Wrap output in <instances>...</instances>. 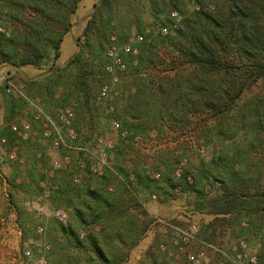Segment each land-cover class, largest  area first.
Returning a JSON list of instances; mask_svg holds the SVG:
<instances>
[{
  "label": "trees",
  "instance_id": "obj_1",
  "mask_svg": "<svg viewBox=\"0 0 264 264\" xmlns=\"http://www.w3.org/2000/svg\"><path fill=\"white\" fill-rule=\"evenodd\" d=\"M80 1L0 0V65L44 69L46 77L39 87L48 99L41 100L48 107H55L56 114L58 109L75 102L73 127L79 136L84 128L91 133L101 127L93 121L107 111L108 104L114 105V111L105 113L106 123L115 119L120 131L127 132L126 137H118L114 146L116 161L101 175L89 170L93 161L90 157L85 158L87 168L77 184L72 181V173L53 174L51 182L57 185V190L51 192L50 200L54 207L66 211L68 221L62 224L53 217L46 227L50 239L43 243L34 259L44 256L45 264H122L153 221L144 206L143 195L151 197L162 189L175 193L174 187L181 184L182 192L195 193L197 210L212 215L234 214V217L215 216L202 235L205 243H213L211 236L217 224H235L241 237L259 236L258 264H263L264 186L258 184L260 172L253 175L248 171L255 165L252 161L241 154L234 155L236 159L225 156L227 161H235L234 166L241 167L234 170L231 166L233 170H228L215 164L218 158H212L203 168L185 169L192 177L191 183L186 182L185 176L177 181L166 176L159 184L143 169L139 157L130 158V148L134 134L153 128L160 132L163 127L170 130L175 125L183 127L188 114L201 109L213 111L219 122V134L225 135L223 123L231 122L233 131H248L253 133L254 141L258 140L264 130V96L252 94L242 103L236 100L246 78L261 80L264 85V0H96L82 30L78 52L58 66L61 44L73 25L71 17ZM193 5L198 8H192ZM172 12L177 16H172ZM161 27H167L168 32L162 34ZM132 29L133 35H139L140 39L133 42L130 52L122 53L127 78L120 83L116 96L99 103L97 94L104 78L100 77L97 92L91 94L87 82L90 74L82 65V58L87 54L92 61L98 59L104 76L110 36L116 34L118 43L123 44ZM133 48L136 52H132ZM168 48L175 55L169 63L174 65L176 59H182L186 67L172 77H157L154 67L163 63L158 50ZM26 84L35 83L26 81ZM1 93L4 103L1 138L6 142L0 146L6 153L18 140L17 133L10 129V121L24 108L25 101L7 94L5 84ZM48 107L44 109L46 113ZM55 118L59 124L57 115ZM128 156L130 165L125 162ZM15 169V175L7 183L37 194L39 182L51 166L41 152L19 182L16 175L20 171ZM172 171L173 166L171 174ZM215 180L220 181V193L210 196L206 186ZM13 203L22 241L36 239L37 233L45 232L43 223H36L16 200ZM242 219L246 220V226L242 225ZM46 244L48 250H44ZM138 264H167L156 241Z\"/></svg>",
  "mask_w": 264,
  "mask_h": 264
},
{
  "label": "rangeland",
  "instance_id": "obj_2",
  "mask_svg": "<svg viewBox=\"0 0 264 264\" xmlns=\"http://www.w3.org/2000/svg\"><path fill=\"white\" fill-rule=\"evenodd\" d=\"M192 8L196 9L198 7L193 5ZM92 10L93 7H91L90 12L87 14L86 9L82 8L80 12H77V14L74 13L72 15L71 19H75V22L73 24L75 26L73 28L71 26L69 33L65 39L64 48L61 53V56L56 61V64L58 66H62L63 64H65L68 59L72 58L73 55L78 52L80 48L78 45L82 42V32L79 31V24L85 19L87 21V19L92 13ZM134 33L135 30L132 29L128 41L123 44L118 43L116 34L111 35L116 37V43L119 47V54L121 56L122 53H125L122 49V46L128 43L132 46L133 42L136 40L132 39L136 36L133 35ZM79 37H81V39H78ZM74 43L76 44L77 51L73 54H70V44L73 45ZM158 51L163 55V57L161 58L163 60V63H158L159 65H156L154 67V73L157 77H172L177 73V71L183 70L186 67V62L182 59H176L174 65L169 63V61H171L172 58L175 56L170 48H168L167 50L159 49ZM106 58L108 60V63L109 58L107 56ZM82 65L85 66V69L90 74L88 76L87 82L89 89L91 90V94H95L97 92L100 77H103L104 83H107L110 86L112 91L109 96L110 98L107 100L113 98L114 94L112 92L114 90L120 91V83L122 82V80L124 81L127 78V76H125L127 64L126 70L119 74L120 80L118 83H112L110 81V77L106 73L104 74V76H102V68L98 59H94V61H92L91 58L87 56V54H85L82 58ZM32 68L37 70V73H34V75H28L23 72L19 74H14L10 73L6 65H0V138L2 132L1 130L4 124V103L3 96L1 93V87H4L5 78L9 77L16 84H22V87L25 89L26 92L39 97L40 102L42 101L41 105L43 103V110L48 107L47 104L43 100H41V98L44 99L45 97L47 98V96L39 87L40 81H42L46 77V75L44 74V69H37L33 66ZM71 78L73 81V73L70 75V80ZM26 81H31L35 84H33L34 86H31L30 84H26ZM240 82L241 81H239V84H241ZM243 83L245 86L243 87L240 96L236 100L237 103H242V101L247 99L252 94H261L264 96V85L262 84L261 80L253 81L251 79L246 78V81H243ZM108 105H106V107ZM232 107L234 108V106ZM49 108L50 107H48V109ZM56 110L57 109L55 107H51L47 112L53 116L52 118L55 120V122H58L55 118V115H57ZM105 113L110 112L106 111ZM105 113L104 111H102L100 115H97L94 118L93 122L101 124L100 128L96 127L94 132L91 133L90 130L88 131L87 128H84L81 131L82 135L79 136V138L81 139L80 141L83 142L87 140L86 142L89 143L90 146H94V135H105L108 139L107 141L113 144V147L110 149L109 156V161L111 165H113V163L116 161L113 150L119 136H116V134L110 128V124L106 123L108 121ZM21 120H27L31 122L32 136L31 139L26 143L19 142L18 140L17 142H15L14 145H18L19 147V157H23L26 161H29L32 164L35 162V160H38L36 154L39 152L40 154L42 152L50 162L52 160L59 159L61 155H63L62 151L64 150H56L51 148L49 144V139H46L41 133L40 121L34 120L32 114H24L23 109H21L17 116L10 122H19ZM218 123L219 122H216V117L213 111H210L208 109H201L200 111H194L193 113L191 112L190 114H188L187 120L185 121L183 127L175 125L176 127H173L174 130H170L166 127H163L160 132L153 128L146 133H136L139 135L147 136L149 133L153 132L154 134V132H156V137H148L146 138L147 141H144L142 144H139L137 146L131 143L130 158L134 159L136 157H139L141 160H148L147 168L143 167V169L150 176V178L157 180L160 184L161 178L166 176L173 177V171L171 174V170L172 166L174 169L175 162L178 158V154L176 153V151H181L182 155L187 158L186 168H191L193 166L203 168V164H206L212 158H218L215 164H219V166H225L224 168L228 170H233L232 168H234V170H237L241 167L238 164L234 166L233 162L235 161H227L225 159V156H227L229 159H232V157L234 158V155L239 154L240 156L241 154V157H246L247 159L252 161L253 164H255L248 171L253 175H258V173L260 172L261 174L258 184L260 186H264V130L260 131V134L258 135V140L254 141L253 133L242 129L233 131L230 126L231 122L223 123V130L226 132V134H219ZM62 132L65 133V128L63 127ZM198 143L205 148V154H199L195 151L194 145ZM4 153L5 148L3 146H0V154ZM125 160L126 165H130V163L128 162L129 156ZM15 167H17L20 171V175H16V182H19L22 179V176H25V174H27V172L31 169V167L26 168L24 164H21L18 161H15V163H11L9 161H3L0 163V264H25V250H30L32 258H36L38 251H40L39 249H41L43 243L45 241H49L50 239L49 232L48 230H46V227L50 225L53 220V216L51 215V208L53 207V202L51 200L47 201V214L42 216L37 215L34 212L28 211L24 206L26 200L32 199L36 194H31L27 192L26 189L13 188L7 183V179L15 175ZM59 172L69 173L67 170H61L58 171V173ZM154 172L159 173V177L157 179L153 177ZM46 175L47 174L45 172L44 178L47 177ZM52 177L49 178L50 181L51 179H53ZM216 182L220 183V181L215 180L212 185L206 186V191L209 192L210 196H215L217 193H220L221 185L217 186ZM143 197L144 206L153 221L150 224L149 229L147 230L143 238L130 251L126 261H124L122 264H138V262L143 258L145 251L150 247V245L154 241L157 242L159 251L164 253L165 262L167 264H170V262L172 264H187L185 253L179 252L174 246H170V242L173 236L172 230L162 224L160 221H157L158 219L171 222L179 227H185L190 222H195L198 225L199 235L197 234L196 240H194L188 247L189 250H195L203 245L204 237H202V235H205L204 230L206 229L207 224L210 223L215 216L234 217L233 213H226V215H212L197 210L195 208V193L192 191L173 193L170 191L165 192L164 189H162L161 193L156 194V199H153L152 197H149L147 195H143ZM15 200L20 205H22V207L27 213L33 216L36 223H43L45 227V232L42 234L37 233L36 239H26L24 241L21 240L20 228L17 226L15 221L16 214L13 207V202ZM242 221V225L246 226V220L242 219ZM237 232L238 228L235 224H217V229L216 232H214V235L211 236L213 233L210 234V236L212 237L211 241L221 246L222 248L231 251L232 248L236 246L238 240L242 238L244 240H247L250 250L255 251L257 254L260 249L261 242L259 236L250 235L249 237H241L237 234ZM30 236L31 235H28V238H30ZM206 256L210 263H213L217 259V255L210 249H206ZM79 264H82V262Z\"/></svg>",
  "mask_w": 264,
  "mask_h": 264
},
{
  "label": "built area",
  "instance_id": "obj_3",
  "mask_svg": "<svg viewBox=\"0 0 264 264\" xmlns=\"http://www.w3.org/2000/svg\"><path fill=\"white\" fill-rule=\"evenodd\" d=\"M172 15L177 16L176 12H172ZM174 28L177 27L176 22L172 25ZM160 32L166 34L168 32L167 27H161ZM111 42L106 49V56L109 58V62L105 65V73L110 77L112 83H118L120 80L119 74L126 70V63L122 56L119 54V47L116 43V37L111 36ZM132 39H140L137 35ZM125 53L131 51V45L128 43L122 46ZM132 52H136V49H132ZM5 91L7 94H12L14 96L24 99L25 104L23 108L24 114H32L34 120H39L41 123L42 135L50 140V146L56 150H64V154L61 155L59 159L52 160L50 162L51 169L46 171V178L39 182L40 191L34 195L30 200H26L24 203L25 208L34 212L37 215L47 214V201L50 200V194L57 190V185L53 184L49 178L53 176L56 171L67 170L72 173V181L77 184L87 168L86 157H90L93 161L89 164V170L94 175H101L105 168H111L112 165L109 161L110 149L113 147L107 137L103 134H95L93 138L94 146H90L86 141H80L79 135L73 127L74 120V107L75 102L60 108L57 112V117L59 124L55 122L52 116L46 113L41 105L40 98L37 96L29 97L24 91L23 87L16 84L9 77L5 78ZM112 89L107 83H104L98 92L97 100H107L110 97ZM116 96L119 91L114 90L112 92ZM107 112L114 111V105L109 104L107 107ZM119 121L111 119L110 128L116 134V136L126 137V130L120 131ZM62 127L65 128V133L62 132ZM10 129L17 133L19 142H28L32 136V124L27 120H21L19 122H11ZM156 137V132L149 133L147 136L135 134L132 137L131 143L133 145L142 144L147 141L148 137ZM6 139L0 138V145L4 144ZM194 149L199 154H205L206 150L201 144H195ZM19 147L17 145L13 146L9 151L4 154H0V162L3 161H18L24 164L26 168L31 167V162L26 161L23 157H19ZM178 158L175 162L173 169V178L175 181L180 180L185 176V180L188 183L192 182V177L190 174L185 173V168L187 166V158L182 155L181 151L178 152ZM146 154V153H145ZM40 152L36 156L40 157ZM211 156V155H210ZM209 156V157H210ZM141 166L147 168L148 160H141ZM24 175V173H23ZM133 175H130L132 178ZM154 178L159 177L158 172H154ZM216 185L220 183L216 182ZM176 193L182 192L181 184H176L174 187ZM153 199H156V194H152ZM51 215L60 223L66 224L68 221V214L66 211L60 207H52ZM162 224L167 226L172 230L171 243L179 251L184 252L187 260V264H258V256L255 251H251L248 243L244 239H239L236 246L228 251L215 243H205L195 250H189V245L196 240L198 234V225L195 222H190L185 227H179L175 224L158 219ZM38 231H41V227H37ZM83 233H81L82 235ZM49 245L44 246V250H48ZM206 249L212 250L216 255L217 259L210 263L206 256ZM24 254L26 256L25 264H45L46 259L44 256L38 259H33L30 250H25ZM170 264H172L170 262Z\"/></svg>",
  "mask_w": 264,
  "mask_h": 264
},
{
  "label": "crops",
  "instance_id": "obj_4",
  "mask_svg": "<svg viewBox=\"0 0 264 264\" xmlns=\"http://www.w3.org/2000/svg\"><path fill=\"white\" fill-rule=\"evenodd\" d=\"M94 2H95V0H81V1L78 3V7H77L75 13L77 14V12H80L81 9L84 8V9H86V11H87L86 13L88 14V13L90 12V9H91V7L93 6ZM87 9H88V10H87ZM84 13H85V12H84ZM71 20H72V23L74 24L75 19H71ZM85 24H86V19L83 20L82 22H80V24H79V31H80V32H82V30H83ZM74 26H75V25H72V28H73ZM68 33H69V32H68ZM68 33L65 35L64 40H63V42H62V44H61V53H62V51H63V48H64V42H65V39H66ZM76 51H77L76 44H75V43H74L73 45L70 44V54H73V53H75ZM60 56H61V55H60ZM67 57H68V55H67ZM67 57H66V58H67ZM6 67H7V69H9L10 73H14V74H19V73L23 72V73H26V74H28V75H31V74L34 75V73H37V72H36L37 70L34 69V68H32V66H30V65L23 66V67H19V68H15V67H11V66H6ZM35 75H36V74H35ZM20 86H22V84H21ZM1 105H2V104H1ZM2 109H3V107H2Z\"/></svg>",
  "mask_w": 264,
  "mask_h": 264
}]
</instances>
